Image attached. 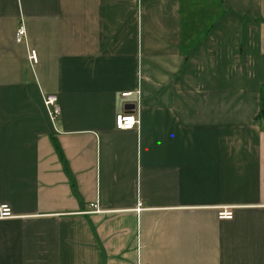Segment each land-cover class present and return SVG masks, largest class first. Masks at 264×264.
Wrapping results in <instances>:
<instances>
[{
  "label": "crops",
  "instance_id": "crops-1",
  "mask_svg": "<svg viewBox=\"0 0 264 264\" xmlns=\"http://www.w3.org/2000/svg\"><path fill=\"white\" fill-rule=\"evenodd\" d=\"M0 205V264H264V0H0Z\"/></svg>",
  "mask_w": 264,
  "mask_h": 264
},
{
  "label": "built area",
  "instance_id": "built-area-1",
  "mask_svg": "<svg viewBox=\"0 0 264 264\" xmlns=\"http://www.w3.org/2000/svg\"><path fill=\"white\" fill-rule=\"evenodd\" d=\"M25 35V31L23 27H20L15 35V40L17 43H20ZM30 60L35 62L36 56L34 52L30 54ZM121 98H128L131 96L130 93H122ZM44 107L46 108L49 119L53 123L60 116V108L58 105L57 97L54 95H48L44 97L43 100ZM140 124V120L138 117V113L131 112L126 114L117 115L115 118V128L118 131H131L138 128ZM92 212H98L97 206L92 204L89 206ZM141 209V204H138L137 211L139 212ZM15 215L12 213L11 209L7 205H0V221H6L14 219ZM233 218L232 209L230 208H220L217 210V219L219 221H230Z\"/></svg>",
  "mask_w": 264,
  "mask_h": 264
},
{
  "label": "trees",
  "instance_id": "trees-1",
  "mask_svg": "<svg viewBox=\"0 0 264 264\" xmlns=\"http://www.w3.org/2000/svg\"><path fill=\"white\" fill-rule=\"evenodd\" d=\"M263 115V110L260 111V117Z\"/></svg>",
  "mask_w": 264,
  "mask_h": 264
}]
</instances>
